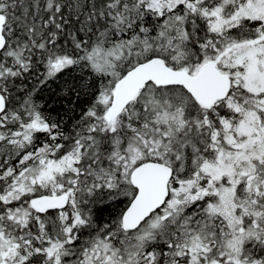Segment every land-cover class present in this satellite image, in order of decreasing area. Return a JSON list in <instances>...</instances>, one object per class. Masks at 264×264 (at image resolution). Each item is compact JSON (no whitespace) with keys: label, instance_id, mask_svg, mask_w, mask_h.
Returning a JSON list of instances; mask_svg holds the SVG:
<instances>
[{"label":"snow or ice","instance_id":"6c2138e0","mask_svg":"<svg viewBox=\"0 0 264 264\" xmlns=\"http://www.w3.org/2000/svg\"><path fill=\"white\" fill-rule=\"evenodd\" d=\"M0 264H264V0H0Z\"/></svg>","mask_w":264,"mask_h":264}]
</instances>
